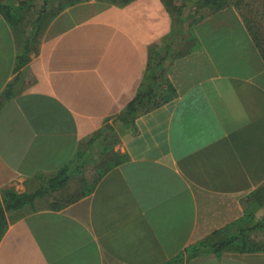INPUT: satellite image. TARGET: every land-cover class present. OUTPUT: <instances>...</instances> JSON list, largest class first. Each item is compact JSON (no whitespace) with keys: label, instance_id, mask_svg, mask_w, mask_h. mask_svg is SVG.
I'll return each mask as SVG.
<instances>
[{"label":"crops","instance_id":"crops-1","mask_svg":"<svg viewBox=\"0 0 264 264\" xmlns=\"http://www.w3.org/2000/svg\"><path fill=\"white\" fill-rule=\"evenodd\" d=\"M177 1L62 5L26 52L37 16L0 1V202L32 196L4 210L0 264H264L188 253L264 220V57L234 7Z\"/></svg>","mask_w":264,"mask_h":264},{"label":"trees","instance_id":"trees-1","mask_svg":"<svg viewBox=\"0 0 264 264\" xmlns=\"http://www.w3.org/2000/svg\"><path fill=\"white\" fill-rule=\"evenodd\" d=\"M51 1L52 0H45V2H43V6L36 20H34L33 23L31 24L29 30H27L26 28V29H23L22 32L20 31V33L23 35V42L25 43V46H24L25 52L27 51V44L30 42V39L35 40L36 37H38L40 33L43 31L44 25L50 19V17L51 16L53 17L55 15L54 12H47L46 10V6H45L46 2H51ZM78 1H83V0H72L68 2L67 4L78 2ZM104 1L114 2L117 4L123 5V4L128 3L131 0H119V1L104 0ZM164 1L166 5L168 6V9L172 13L178 12L179 8L176 5H173V0H164ZM241 2H242L241 0H202V5L205 7L209 6L212 12H217L221 9H224L230 6H234L237 10H239L242 16V19L244 20L246 24V27L248 28L252 38L256 42L257 47L260 49L262 56L264 57V46L261 43V38H259L260 37L259 33L254 30V26L251 24L252 21H250L249 19L250 17L242 12L243 6ZM2 13L15 26L19 24L21 20V15L17 11L13 12V10L9 8V6L2 5ZM151 54H154V53L151 52ZM157 71H162V65L161 63H157L156 59H154V61L152 59V62L148 65L146 79H153ZM142 95H143L142 93L138 95V98ZM149 96H151V93L146 92L144 97H149ZM130 108H131V105H130ZM59 175H63V171L62 172L60 171ZM64 181H65V177H62L60 178L59 183H62ZM5 196H6L5 200L7 198L6 202H4V204L0 202V239L7 227V224L4 218V210L7 209L10 205L12 206V204H18V203L22 204L24 202L30 201L32 198V196L15 195L13 193H6ZM247 230L249 231L250 229H247ZM230 244H234L236 247V250L240 252L264 251V246L259 245L256 242H253L250 239V236L245 233V230L242 229L238 235H235L233 237L232 236L224 237L223 239H220L219 231L214 232L212 235L200 241L196 246H193L192 248H190L188 253L192 255H197V252L199 249L209 248L210 250L214 251L216 254H220V252Z\"/></svg>","mask_w":264,"mask_h":264},{"label":"rangeland","instance_id":"rangeland-1","mask_svg":"<svg viewBox=\"0 0 264 264\" xmlns=\"http://www.w3.org/2000/svg\"><path fill=\"white\" fill-rule=\"evenodd\" d=\"M0 1L2 3H6L8 6L10 3L11 4L18 3L17 5H12L11 9L13 10V12L17 11L21 15V20H27V21L34 20L39 11L40 3L35 1L33 2L32 0H0ZM70 1L72 0H52L50 2L53 3L51 4L52 6L51 11L55 12L59 7H61L62 5H66ZM176 1L177 0H175V2ZM241 1L243 6L242 12L250 17L249 19L250 21H252L251 24L254 26V30L259 33L260 36L259 38H261V43L264 46V0H241ZM191 7H193V10H195L194 15L197 14L203 15L212 12L209 6L205 7L202 5V0H193ZM200 7H202V9H200ZM230 7H234V6H230ZM237 11L239 12V10ZM263 222L264 220H258L256 224V229L254 231L253 230L248 231L247 229L245 230V233L250 236V239L253 242H256L262 246H264Z\"/></svg>","mask_w":264,"mask_h":264}]
</instances>
